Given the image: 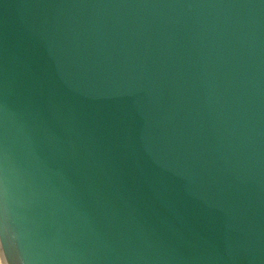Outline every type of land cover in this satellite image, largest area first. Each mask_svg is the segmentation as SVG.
I'll return each mask as SVG.
<instances>
[{"label":"water","instance_id":"1","mask_svg":"<svg viewBox=\"0 0 264 264\" xmlns=\"http://www.w3.org/2000/svg\"><path fill=\"white\" fill-rule=\"evenodd\" d=\"M2 264H264V0H0Z\"/></svg>","mask_w":264,"mask_h":264},{"label":"bare ground","instance_id":"2","mask_svg":"<svg viewBox=\"0 0 264 264\" xmlns=\"http://www.w3.org/2000/svg\"><path fill=\"white\" fill-rule=\"evenodd\" d=\"M0 264H2V259H1V256H0Z\"/></svg>","mask_w":264,"mask_h":264}]
</instances>
